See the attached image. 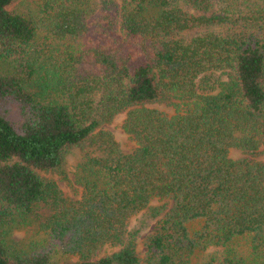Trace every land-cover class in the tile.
<instances>
[{
  "label": "trees",
  "instance_id": "1",
  "mask_svg": "<svg viewBox=\"0 0 264 264\" xmlns=\"http://www.w3.org/2000/svg\"><path fill=\"white\" fill-rule=\"evenodd\" d=\"M17 1L0 0V264H189L240 237L264 261V0H42L35 18ZM121 114L129 153L105 128ZM73 149L78 199L44 176ZM38 207L44 238L18 249Z\"/></svg>",
  "mask_w": 264,
  "mask_h": 264
},
{
  "label": "rangeland",
  "instance_id": "2",
  "mask_svg": "<svg viewBox=\"0 0 264 264\" xmlns=\"http://www.w3.org/2000/svg\"><path fill=\"white\" fill-rule=\"evenodd\" d=\"M100 0H95L96 3H100ZM110 1V0H109ZM115 9V5L121 4V0H111ZM258 0H252V2H257ZM42 0H18L14 5L13 9L19 14L27 18H35L38 13L39 5ZM156 12V10H153ZM217 30V29H216ZM161 110H165L171 113L170 108L164 106H157ZM2 112L6 115L7 119L14 125H19L22 120V114L20 106L16 103H11L7 107L2 109ZM125 114L118 115L115 120L106 125V130L112 132L117 142L120 144L122 150L125 153H129L134 148L133 140L125 133L123 130V122L125 119ZM231 158L239 159L244 157L242 152L238 150H232L230 154ZM259 160L264 161V154L261 155ZM83 161V152L80 149H73L66 153L65 162L63 167L56 171L44 174L45 177L54 180L63 192L73 199H78L82 194V186L78 183L77 177H79V165ZM169 204V208L173 206L172 201H154V205L159 204ZM46 214V210L43 207H38L33 214L26 218L17 219L11 228L9 235V243L16 246L18 249H25L29 244L35 240L43 239L44 235L40 232L39 220ZM40 215V216H39ZM146 214H139L131 220L132 230L142 229L140 233V238L138 241V252L143 257L145 255L144 239L151 233L154 229L155 223H150L148 226L143 228L144 223H147ZM192 231L200 228L199 223H194L190 225ZM105 252H110L107 250ZM102 253L101 255H103ZM227 256L240 258L246 264H264V261L258 257L251 247V241L248 237H240L235 240V242L227 249L221 247H210L205 251H197L191 258L189 264H204L212 259L216 261H221ZM79 257L72 255L56 254L53 257V264H65L67 262L78 261Z\"/></svg>",
  "mask_w": 264,
  "mask_h": 264
}]
</instances>
